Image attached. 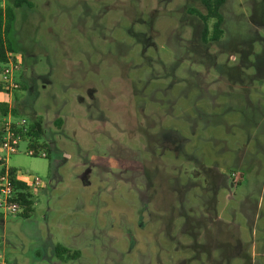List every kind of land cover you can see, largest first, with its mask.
<instances>
[{"label": "rangeland", "instance_id": "rangeland-1", "mask_svg": "<svg viewBox=\"0 0 264 264\" xmlns=\"http://www.w3.org/2000/svg\"><path fill=\"white\" fill-rule=\"evenodd\" d=\"M28 1L10 107L49 151L0 148L1 169L42 182L0 224L6 259L264 264V0H228L209 48L200 0Z\"/></svg>", "mask_w": 264, "mask_h": 264}, {"label": "trees", "instance_id": "trees-1", "mask_svg": "<svg viewBox=\"0 0 264 264\" xmlns=\"http://www.w3.org/2000/svg\"><path fill=\"white\" fill-rule=\"evenodd\" d=\"M200 2L203 7V11L194 9L191 10V12H193L192 15H196L200 18V22L202 24L201 42L203 45L209 48L211 45L222 42V39L224 37L225 16L223 9L226 6L228 0H200ZM24 4L31 6L28 0H6L5 8H3L0 4V63L6 64L11 59L16 60V52L8 37L13 31L16 21L15 10L17 8L23 7ZM258 6L263 8L264 14V1L259 3ZM262 21L264 22V17ZM245 56H247V53L245 54ZM22 88H25V86L21 83V89ZM2 92L9 93L3 83L0 84V94ZM8 114L9 106L7 104L0 103L1 117L6 118ZM11 115L15 118L19 116L16 110H12ZM44 134L45 132L43 128V122L41 120H35L31 125H28L27 137L29 138V149L35 151L36 155L34 156L39 155V152L41 151H49L47 144L43 141ZM3 135V133H0V143L2 141ZM10 171L12 176L14 177L13 185L15 187L16 193L19 196L21 205L27 207L28 210H30V207L32 205L31 201L29 200V197L31 196L29 195L30 189H28L24 183L15 181L17 172L14 169H10ZM3 173L4 169L1 170L0 175H2ZM25 191H28V193H25ZM25 216L27 217L28 215L25 214ZM194 237H196V235ZM55 254L61 258H63L64 256L78 258L80 256V253L76 252L72 254L69 249L61 245H57L55 247ZM221 257H225V252H223V250Z\"/></svg>", "mask_w": 264, "mask_h": 264}, {"label": "built area", "instance_id": "built-area-1", "mask_svg": "<svg viewBox=\"0 0 264 264\" xmlns=\"http://www.w3.org/2000/svg\"><path fill=\"white\" fill-rule=\"evenodd\" d=\"M0 4L5 8L6 0H0ZM22 65L18 62L9 60L8 63H0V71L2 75V83L5 85L9 93H14L21 89L19 82V74L22 72ZM28 125L26 120H21L19 123L8 122L5 126L4 137L1 142V148L7 153L8 156L18 154L19 146L23 141H28L27 137ZM28 154L34 156L35 151L28 149ZM40 154V152H39ZM42 157H47L46 152L40 154ZM13 176L10 168L5 166L4 173L0 175V214L3 216H17L21 211V201L15 191L13 185ZM15 181L24 183L28 189H39L42 186L40 179L33 176H26L17 173ZM24 193V192H23ZM28 193V191H25ZM0 264H9L5 255L2 252L0 242Z\"/></svg>", "mask_w": 264, "mask_h": 264}, {"label": "crops", "instance_id": "crops-1", "mask_svg": "<svg viewBox=\"0 0 264 264\" xmlns=\"http://www.w3.org/2000/svg\"><path fill=\"white\" fill-rule=\"evenodd\" d=\"M19 76L22 78V74L21 73L19 74ZM1 83H2V75H1V71H0V84ZM13 99L15 100V97H14L13 93L2 92L0 94V103L7 104L9 107L11 106L10 104H11V102H13ZM11 109L12 108L10 107V112H9V114H8V116L6 118H2L1 115H0V133L4 134L6 123H8V122L19 123L21 121L18 118H15V117H13L11 115V113H12ZM3 137H4V135H3ZM0 148H1V143H0ZM2 163H4V162H3L2 158H0V172L2 170L1 169L2 168ZM4 217L5 216L0 214V224L4 223V219H5ZM53 247L55 249L56 245L53 244ZM8 263L12 264L9 260H8ZM15 264H18V262L16 261Z\"/></svg>", "mask_w": 264, "mask_h": 264}]
</instances>
